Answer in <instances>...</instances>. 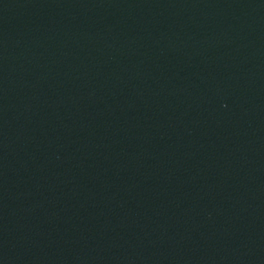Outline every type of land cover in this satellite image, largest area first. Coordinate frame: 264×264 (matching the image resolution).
Returning <instances> with one entry per match:
<instances>
[{"label":"water","instance_id":"obj_1","mask_svg":"<svg viewBox=\"0 0 264 264\" xmlns=\"http://www.w3.org/2000/svg\"><path fill=\"white\" fill-rule=\"evenodd\" d=\"M0 264H264V0H0Z\"/></svg>","mask_w":264,"mask_h":264}]
</instances>
